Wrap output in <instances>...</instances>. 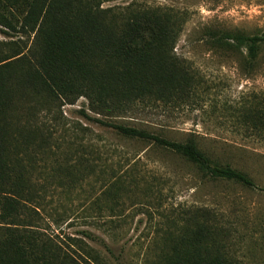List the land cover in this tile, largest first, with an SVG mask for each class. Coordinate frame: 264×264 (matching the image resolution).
Masks as SVG:
<instances>
[{
	"label": "trees",
	"instance_id": "obj_1",
	"mask_svg": "<svg viewBox=\"0 0 264 264\" xmlns=\"http://www.w3.org/2000/svg\"><path fill=\"white\" fill-rule=\"evenodd\" d=\"M114 1L0 0V264H105L85 242L89 233L63 239L50 229L66 219L46 211L55 185L71 193L95 175L89 131L84 147L62 115L80 98L97 117L78 111L86 121L171 152L209 181L256 188L248 175L211 160L194 139L174 142L107 121L139 105L185 103L199 86L173 53L180 16L134 3L103 7ZM257 42L222 34L215 44L244 50L253 62ZM236 118L264 130L258 105L243 106ZM188 217L156 234L144 264H231L216 219L205 210Z\"/></svg>",
	"mask_w": 264,
	"mask_h": 264
},
{
	"label": "rangeland",
	"instance_id": "obj_2",
	"mask_svg": "<svg viewBox=\"0 0 264 264\" xmlns=\"http://www.w3.org/2000/svg\"><path fill=\"white\" fill-rule=\"evenodd\" d=\"M131 3L180 16L173 53L199 86L185 103L139 105L107 121L174 142L194 139L211 160L248 175L256 188L209 181L171 152L86 121L78 111L96 116L80 98L64 106L62 115L66 129H76L84 147L90 135L95 175L71 193L55 185L46 195V211L66 219L50 230L63 239L89 233L92 240L85 242L105 264H144L161 229L180 226L205 210L224 231L221 240H226L231 264H264V130L247 129L236 118L243 106L258 105L264 113V0H116L103 7ZM222 34L257 39L256 60L251 62L244 50L218 47ZM81 156L85 159V153Z\"/></svg>",
	"mask_w": 264,
	"mask_h": 264
}]
</instances>
